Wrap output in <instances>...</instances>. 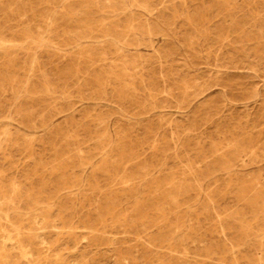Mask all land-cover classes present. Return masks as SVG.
Returning <instances> with one entry per match:
<instances>
[{"label":"rangeland","instance_id":"1","mask_svg":"<svg viewBox=\"0 0 264 264\" xmlns=\"http://www.w3.org/2000/svg\"><path fill=\"white\" fill-rule=\"evenodd\" d=\"M0 264H264V0H0Z\"/></svg>","mask_w":264,"mask_h":264},{"label":"bare ground","instance_id":"2","mask_svg":"<svg viewBox=\"0 0 264 264\" xmlns=\"http://www.w3.org/2000/svg\"><path fill=\"white\" fill-rule=\"evenodd\" d=\"M4 198V197H3ZM36 234V233H35ZM19 240V239H18ZM38 250V249H37ZM7 253V252H6ZM6 253H5V255H6ZM4 257V256H3Z\"/></svg>","mask_w":264,"mask_h":264}]
</instances>
